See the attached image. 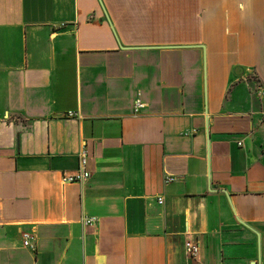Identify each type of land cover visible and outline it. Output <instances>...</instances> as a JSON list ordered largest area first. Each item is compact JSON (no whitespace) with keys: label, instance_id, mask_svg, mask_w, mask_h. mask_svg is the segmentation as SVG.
I'll list each match as a JSON object with an SVG mask.
<instances>
[{"label":"crops","instance_id":"0c3cea01","mask_svg":"<svg viewBox=\"0 0 264 264\" xmlns=\"http://www.w3.org/2000/svg\"><path fill=\"white\" fill-rule=\"evenodd\" d=\"M262 93L264 0H0V264H264Z\"/></svg>","mask_w":264,"mask_h":264},{"label":"built area","instance_id":"2783aa9c","mask_svg":"<svg viewBox=\"0 0 264 264\" xmlns=\"http://www.w3.org/2000/svg\"><path fill=\"white\" fill-rule=\"evenodd\" d=\"M264 95V93H262ZM135 107L137 110H140L144 107V104L141 100H137ZM73 116V114H70ZM263 123H264V113H263ZM88 159L89 155L86 149H83L79 154V167L76 171L72 173H66L63 175L62 181L64 184H73V183H85L90 180L92 174L88 170ZM174 178L169 179L173 181ZM159 203L163 204L164 201L162 198L159 199ZM86 224L92 225L96 222V218L90 217L84 219ZM33 236L30 233L24 234V246L30 248L33 251H36V246L32 242ZM185 252L188 258L197 259L201 253V243L199 240L188 239L185 242Z\"/></svg>","mask_w":264,"mask_h":264}]
</instances>
